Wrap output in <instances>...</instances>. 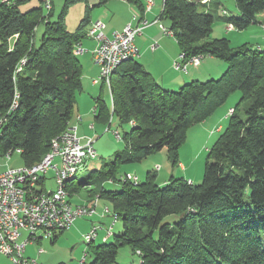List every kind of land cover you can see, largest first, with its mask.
I'll use <instances>...</instances> for the list:
<instances>
[{
    "label": "trees",
    "instance_id": "trees-1",
    "mask_svg": "<svg viewBox=\"0 0 264 264\" xmlns=\"http://www.w3.org/2000/svg\"><path fill=\"white\" fill-rule=\"evenodd\" d=\"M27 1L0 4V155L19 148L22 164L29 166L39 163L72 124L77 95L83 91L75 45L87 39L92 10L113 0H97L93 6L90 0H65L54 22L53 9L46 14L42 5L22 13L19 6ZM125 1L140 6L139 0ZM203 1L163 0L160 19L169 21L186 59L203 55L228 63L219 79L194 80L170 91L134 58L111 77V106L96 99L97 122L110 128L116 118L119 126L132 128L122 135L127 150L102 169L66 182L70 198L94 186L87 190L89 196L108 200L114 225L118 220L123 225L114 242H89L90 264H117L124 246L132 248L141 264H264V50L234 49L224 38L209 40L216 20L210 9L217 0ZM79 3L86 10L71 32L66 19ZM235 3L238 16H226V25L245 30L264 17V0ZM236 90L242 94L244 118L238 115L239 106L234 108L208 151L201 184L172 179L159 186L149 174L138 183L122 179L121 191L102 187L116 180L122 166L163 149L176 164L188 129L207 120ZM53 237L55 242L58 234Z\"/></svg>",
    "mask_w": 264,
    "mask_h": 264
},
{
    "label": "rangeland",
    "instance_id": "rangeland-1",
    "mask_svg": "<svg viewBox=\"0 0 264 264\" xmlns=\"http://www.w3.org/2000/svg\"><path fill=\"white\" fill-rule=\"evenodd\" d=\"M154 1L155 4L157 3L154 9L156 12H158V10H160L162 7L163 0ZM64 2L65 0H54V10L53 14L50 17V20L52 22L58 20ZM109 3L112 8L111 10H109V4L100 7H95L92 10V23H95L97 21H103L104 18H107V20L105 19L106 26L108 25V27H114L120 25L125 21L128 16L126 5H122L120 0H113ZM90 4H92V6L97 4V0H90ZM40 5H42L45 13L47 14L48 11L46 10L43 2H41L40 0H29L28 2L21 4L19 6V10L24 13L33 8L39 7ZM83 6V3H79L73 5L70 9L69 15L66 19L67 29L69 31L72 32L76 30L80 19L83 17V14L81 16V12H79L81 10L80 8H83ZM136 7L138 8V5ZM210 12L212 15L215 16L216 20L213 24L212 33L209 40L224 38L229 40L231 47L234 49L247 46L264 50V17L259 16L257 18V22L252 24L245 30H238L236 28L231 31H228L225 17L238 16V10L236 7L235 0H217L216 3L212 5ZM104 14L107 15L104 16ZM160 22L164 24L167 28H170L169 21L160 20ZM43 30L44 26L41 25L36 33V37L34 40L36 45H39L40 43L39 39ZM172 39L175 40L174 37H172ZM86 46H88V48L90 47L89 50H91L92 44L86 42ZM91 54L92 52H88L85 55L78 57V59L83 65V91L77 95L76 108L80 110L79 118L83 120L82 123H85L86 125V122H90L95 127L94 129H90V131H87L85 137L93 139V146L96 150L97 157L93 160H85L82 163L76 173L78 179H82V177H84L86 174L88 175L93 170L102 169L107 163L113 160L117 156V154L123 153L125 150H127L126 144L122 139V135L125 131H130L132 128V124H126L123 127L119 126L116 118L112 120L110 128L108 127V124L107 126H105L95 120L93 109L96 107V99L98 97H101L104 101H106L108 106H111L112 100L109 87L106 84L93 83V81L99 76V74H97V76H93L92 78L90 76H87L85 68H87L88 64L91 63ZM216 59L222 64H225V68L213 79H219L226 72L229 66L227 62L218 58ZM175 62L172 65V69L174 68L173 70H176L174 67ZM208 65L211 66L210 63H208ZM208 68L202 70V72L206 74L208 72ZM211 68L213 69V67ZM167 70H169L168 66ZM177 71L179 72V74L181 72H188V70L186 72L182 70ZM213 71L215 73H218L216 69ZM156 79L157 78H155V80ZM211 79L212 78H205L201 81H208ZM157 81L158 79L156 80V82ZM158 84L163 89L170 91H178L180 89V87L168 89L165 85L161 83ZM241 97L242 94L239 90L234 91L207 120L198 123L188 129L186 140L178 150V158L176 164L173 163L172 155L169 150L163 149L160 152L152 154L142 162L131 163L122 166L117 172L116 180H110L112 183L106 182L102 187H105L106 189L111 191H121V181L127 173H131L133 176L137 177V181L139 179V182L145 181L149 174H153L156 176V183L159 186L166 185L167 182L172 179L187 178H191L194 181V185L201 184L204 178L205 164L208 156V151L209 149H211V147L215 144L222 132L228 126L229 115L231 116L234 112V109L229 110V108H236L237 106H239L238 115L244 118L245 106L239 105ZM219 127L223 129L222 132H219ZM116 133H120L119 138L117 137ZM80 134H83V132H80ZM21 164L22 160L20 158V154L15 153L12 155V160L9 162H6L4 159H1L0 172L6 171L12 167ZM180 165L184 166L185 169L181 170ZM46 178L47 179L45 182V186L47 191H52L56 189L57 185L54 179L53 171H50ZM41 182L44 183L43 180H41ZM41 185L44 186V184ZM88 189H95V187H88L86 189L81 190L80 193L72 196L71 198L69 197L71 203H86L88 200H90L92 197L89 196L87 192ZM93 199H95V201L97 200V212L103 209L104 213V209L108 207L110 209V213L109 215H107V219H109L110 222H115L112 213L111 203L104 198H98V196ZM81 206L87 205L81 204ZM90 218L91 217H84L78 219L71 228L65 230L63 233H58V237L55 242H53L54 235L52 237L46 238L44 237L43 232L39 231L36 235L37 239L32 240V243L27 246L24 256L26 258L36 260L39 264H81L83 260V264H90L93 261V257L91 254L88 253L89 242L84 239L85 234L89 231ZM122 229V222L118 220L113 231L111 230L112 236H110L109 240L106 243L114 242V235L119 234ZM27 235L28 233L23 231L22 239H27ZM95 243L101 244L102 242L98 240L97 242L95 241ZM40 249L43 250V253L41 254H39ZM116 263L141 264L140 257L136 253H134L130 246H124L119 249ZM0 264H8L7 257L2 254H0Z\"/></svg>",
    "mask_w": 264,
    "mask_h": 264
},
{
    "label": "built area",
    "instance_id": "built-area-1",
    "mask_svg": "<svg viewBox=\"0 0 264 264\" xmlns=\"http://www.w3.org/2000/svg\"><path fill=\"white\" fill-rule=\"evenodd\" d=\"M47 11L53 9V0H41ZM6 5H14L16 0H2ZM155 6L154 0H147L144 9L149 12ZM156 23L166 36L174 37V32L160 22ZM162 21V20H161ZM149 21L135 14L133 22L127 24L122 30H116L111 36L105 33L106 23L97 21L92 23L88 31V37L96 42L91 51L94 62L99 67V76L93 81L95 84L104 83L109 75L112 61L118 57L137 55L140 56V48L136 44L137 37L141 36ZM235 29L234 25H227V30ZM157 44L151 46L154 51ZM75 48H80L83 55L89 52L83 43H77ZM203 55L186 59L182 54L180 61H176V70L187 71L190 66L198 67ZM111 87L110 84H106ZM96 108L93 109L95 112ZM78 121L81 119L78 117ZM1 124V123H0ZM119 138V133H116ZM93 139L81 137L79 128L74 125L66 130L64 136L57 140L56 149L50 154L47 163L42 165H18L6 171L0 172V254L6 256L11 264H33V259L24 256L27 246L36 238L39 228L42 227L47 235H53L57 231L67 230L80 218L96 215V203L93 207H74L69 198L59 194V181L64 173L71 172L82 165L95 153ZM19 149V148H18ZM16 150V149H14ZM9 150L1 159L6 162L12 160V152ZM159 169V168H158ZM50 171L55 173L56 189L47 191L45 186L46 176ZM123 179L138 183L137 177L126 174ZM44 181V186L40 184ZM104 215H109L104 209ZM114 223H112V230ZM104 229L101 223H94L84 237L96 240ZM27 232V239H22V232ZM43 250H39V254Z\"/></svg>",
    "mask_w": 264,
    "mask_h": 264
},
{
    "label": "crops",
    "instance_id": "crops-1",
    "mask_svg": "<svg viewBox=\"0 0 264 264\" xmlns=\"http://www.w3.org/2000/svg\"><path fill=\"white\" fill-rule=\"evenodd\" d=\"M20 1H23V0H20ZM120 1H121L122 5H126L127 11H128V16L125 19V21L118 26L108 27V25H107L105 33L108 36H111L114 31L122 30L127 24L133 22V18H134L135 14L139 15L141 18L147 19L149 21L150 25L148 27H146L143 34L141 36L137 37V39H136V44L140 48V56L136 60L139 63H141L144 66V68L153 75L154 78L158 79V81H157L158 83L165 85L168 89H173L176 87L179 88V87H182L183 85H185L191 81H194V80H200L201 81L205 78H212L213 79V78H215V76H217V74L221 73L223 71V69L225 68V64H222L216 58H214L212 56H205L202 59L201 64L198 67L190 66L187 73L181 72L179 74V72L177 70H173L174 68L172 69V65L175 61H178L179 57L182 55L180 47H179L176 39L173 40L172 37L166 36L162 32V30L160 29L159 25L156 23L157 19L160 18L161 12L163 10V3H162V7L160 9L161 12H160V10H158V12H156L154 9L155 6L153 7V9L151 11L147 12L144 9L145 8L144 5H145L147 0H140V6H138V8L136 7L137 5L135 6V4H131L125 0H120ZM1 3H2V0H0V4ZM107 4H109L108 7H109V10H111L112 8L110 6V3H107ZM53 5H54V0H53ZM80 9L81 10L79 12H81V16H82V14L84 16L86 6L84 5L83 8H80ZM53 10H54V7H53ZM106 15L107 14H104V16H106ZM81 19H80V21H81ZM105 19L107 20V18H104L103 21L106 23ZM97 20H98V18H97ZM80 21H79V23H80ZM79 23H78V25H79ZM91 25H92V21L87 28V39H85L83 41V44L85 45V47L88 50L90 47L88 48V46H86V42H89V44H92V48H91V50H89V52H91L94 49V47L96 46V42L88 37V31L91 28ZM72 32H74V31H72ZM153 44L158 45L154 51L151 50V46ZM208 63H210L211 66H209ZM90 65H93V66H90ZM167 66H168L169 70H167ZM211 67H213V69ZM206 68H208V72L206 74H204L202 72V70H204ZM215 69L217 70L218 73H215L213 71ZM85 70L87 72V76H90L91 78L93 76H97V74H99V67L94 62L92 54H91V63L88 64V67L85 68ZM175 71H177V72H175ZM212 74H214V75H212ZM111 100H112V98H111ZM232 109H234V107L229 108V110H232ZM229 110H228V113H229ZM79 116H80V110L78 108H76V114H75V117H74L72 124L77 125L79 128V135L81 137H85L86 136L85 134H87V131H90V129H94L95 127L90 122H86V125H85V123L84 124L82 123L83 120L78 122L77 118ZM229 119H230V115H229ZM218 130H219V132H222L223 129L221 127H219ZM80 132L81 133L83 132V134H80ZM180 168H181V170L185 169L184 166H181V165H180ZM127 174H131V173H127ZM187 180H189L192 184H194V181L191 178H187ZM94 201H95V199L91 198L86 203L81 202V203H75L74 205L83 204V205L91 206L94 203ZM96 212H97V210H96ZM89 221H90L89 230L91 229V227L94 223H101L104 227V229L99 233V237L96 240V242L98 240H100L101 242H104L105 239H106V241H108L110 236H111V235H109V229L111 228L113 222H110V220L107 219V215L103 214V209L100 210L99 212H97L96 215L91 217ZM115 225L113 226V229H114ZM27 237H28V235H27ZM31 243L32 242H30V244ZM7 259H8V264H11V261L9 260L8 257H7Z\"/></svg>",
    "mask_w": 264,
    "mask_h": 264
},
{
    "label": "bare ground",
    "instance_id": "bare-ground-1",
    "mask_svg": "<svg viewBox=\"0 0 264 264\" xmlns=\"http://www.w3.org/2000/svg\"><path fill=\"white\" fill-rule=\"evenodd\" d=\"M3 3H5L6 4V2H3ZM75 55L76 56H83V54L81 53V51H80V48H76L75 49ZM139 56H137V55H128V56H122V57H118V58H116L115 60H113L112 61V67L111 68H109V75H108V77H105V84H110L111 85V77H112V75H113V73H114V71L124 62V61H126V60H128V59H134V58H138ZM110 88V87H109ZM74 125H69L68 126V128L66 129V130H70L72 127H73ZM66 133V131L63 133V134H61L60 136H58V137H56L53 141H52V145H51V149H50V152L49 153H47L44 157H43V159L39 162V163H37V164H35V165H42V164H44V163H47V161L49 160V158H50V154L56 149V142H57V140H59V139H61L63 136H64V134ZM15 153H17V154H21L22 153V151L20 150V149H18V150H16L14 153L12 152V155L13 154H15ZM96 157H97V154H96V151H95V153L94 154H92L91 155V157L89 158V160L90 159H96ZM80 166L81 165H79V166H77V168L75 169V170H73V171H71V172H68V173H64L63 175H62V178H60V181H59V194H61V196L62 197H64V198H69V195H68V192H67V190H66V182L69 180V179H71L72 177H74V176H76V173H77V171L79 170V168H80ZM53 174H54V179H55V173H54V171H53ZM69 202H70V200H69ZM71 203V202H70ZM95 203H96V201L91 205V206H81V205H74L73 203H71L74 207H80V208H87V207H93L94 205H95ZM96 208H97V206H96ZM39 231H42L43 232V235H44V237H46V238H49V237H52L54 234H58V233H60V232H62V231H65V230H62V231H57V232H55L52 236L50 235H47L46 233H45V230H44V228H42V227H40L39 228ZM111 234V232L109 233V235ZM35 239H37V238H34L33 240H35ZM84 239L87 241V242H91V243H93V242H95L96 240H91V237H84ZM85 258V257H84ZM83 258V259H84ZM34 262H33V264H39L36 260H33ZM83 262V261H82ZM82 262H81V264H82Z\"/></svg>",
    "mask_w": 264,
    "mask_h": 264
}]
</instances>
